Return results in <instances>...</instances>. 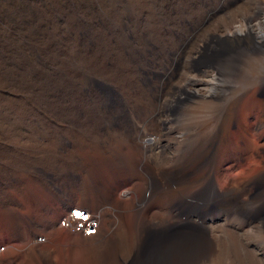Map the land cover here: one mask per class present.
Returning <instances> with one entry per match:
<instances>
[{
    "label": "rangeland",
    "instance_id": "obj_1",
    "mask_svg": "<svg viewBox=\"0 0 264 264\" xmlns=\"http://www.w3.org/2000/svg\"><path fill=\"white\" fill-rule=\"evenodd\" d=\"M140 1L135 0L139 3L136 12L142 20L148 12L155 14V18L162 22L167 19L178 21L180 15L190 17L186 30L174 31V39L184 44L183 51L178 56H169L162 64L152 65L146 76V82L153 93V111L149 115H141L136 131L140 142L154 139L158 144L154 145L153 153H141L137 156H134L132 147L124 146L125 157L134 158L141 165L135 176H120L116 183H112L114 200L121 204L126 220L134 225L136 237L142 239V263L150 258L156 263L158 253L163 251H180L182 259H185L186 256L182 253L188 247L185 241L190 235L203 233L206 213L217 207L215 203H207L205 179L188 186L179 195L171 185L167 189L168 195L163 198H160L157 190L159 181L155 176L159 165L156 158L163 151L166 167L171 166L175 151H179L176 140L183 139L180 131L175 128L174 114L177 110L182 111L189 101L190 96L183 88L184 80L187 76L194 75L196 79H204V72L209 70L210 65L236 55L264 59V42H255L253 35L247 33L248 26L253 29L263 28L260 18L241 23L246 33L228 35L225 32V23L228 24L232 18L240 21L241 16L252 17L258 3L261 2L264 8V0H229L228 4L219 0L222 7L215 10V13L211 8L216 5L214 0H211V5L207 0ZM96 2L97 0H0V160L15 159L18 166L24 158L33 160L38 156H45V151H25L36 147L34 128L45 119H50L61 127L79 121L74 115L77 109L82 111L85 107L84 97L63 89L58 99L60 105L55 102V93L50 92L51 94L41 98L36 94L37 77L28 73L27 69L35 65L38 67V75L46 76V73H50L49 70L54 69L53 54L57 53L59 58L64 59L68 49L78 48L77 45L92 49V45L87 42L92 40V12L99 8V3ZM66 23L71 24L68 34L62 33ZM77 29L84 35L81 39L77 35ZM33 54H36L35 58ZM234 73L236 71L229 70L227 74H223L227 86L238 81V75ZM263 73L264 70L259 81L242 97L240 104L242 112L246 114L242 123L251 135L256 136L254 148L246 151L239 160L231 162L224 161L223 151L218 149L217 158L213 162L215 165L212 163L210 166L218 188L221 189L227 180H232L237 189H242L240 199L245 202L246 209L238 212L244 223L241 228H234L243 264H253L257 260L264 264V211L260 212L259 205L256 204L262 196L257 179L264 170ZM216 85L219 90L224 87L222 81H216L212 87L207 86L204 90L213 95L217 92ZM250 96L252 101L257 100L261 106L257 114L247 112L252 105ZM176 100L179 101L178 105ZM71 114H74L72 118ZM49 153L65 157L62 160L65 173L62 166L58 171H50L48 175L41 173L43 182L55 186L56 192L52 190L48 193L41 185H36L27 172L19 171V167L0 165V208L10 207L15 216L25 218L24 229L27 231L26 234L17 236L0 233V264H90L91 247L92 264H102L95 249L113 240L117 234L118 220L113 206L108 203L96 204V198L92 195V182L82 173L84 162L87 157H92V151ZM186 162L180 164L185 170L195 165V161ZM145 166L151 179L146 177ZM63 173L65 175L55 183L53 179ZM69 174L73 179L69 178ZM79 181L81 191L89 195L86 203L81 201L83 196L78 200L76 185ZM49 194L57 199L51 197L54 200L51 203L31 202V195L45 200L44 197L47 198ZM63 199H74L77 205L95 212L97 208L102 210L104 220L97 237L84 239L64 230H60L61 236H55L54 227L67 212V204L60 202ZM31 215L36 218L37 226L32 225ZM38 238L44 240L37 242ZM121 255H125L124 250Z\"/></svg>",
    "mask_w": 264,
    "mask_h": 264
},
{
    "label": "bare ground",
    "instance_id": "obj_2",
    "mask_svg": "<svg viewBox=\"0 0 264 264\" xmlns=\"http://www.w3.org/2000/svg\"><path fill=\"white\" fill-rule=\"evenodd\" d=\"M97 2L99 8L92 12V40L87 42L92 45V49L77 45L78 48L68 49L64 59L59 58L57 53L53 54L54 69L49 70L50 73H46V76L38 75V67L35 65L27 69L28 73L37 77L36 94L41 98L50 92L55 93V102L60 105L58 99L63 89L75 92L77 96L82 95L85 107L82 111L77 109V113L70 116L72 118L74 115L79 121L61 127L50 119L43 120L41 125H35L34 128L36 147L25 151H92V157H87L84 162L82 173L92 182V195L96 198V204L108 203L113 206L118 220L117 234L113 240H109L104 246L98 245L95 249L102 264H127L130 261L134 264H243L234 228H241L244 223L238 212L246 209L245 202L240 199L242 189H237L232 180H227L221 189L218 188L210 166L217 158L218 149L223 151L222 159L231 162L239 160L246 151L254 148L256 136L251 135L242 123L246 114L242 112L240 104L242 97L261 78L264 59L236 55L213 63L208 67L209 70L205 68L204 79H196L195 75L185 78L183 88L190 96L189 101L182 111L177 110L174 114L175 128L180 131L183 139L176 140L179 151H175L171 166L166 167L163 151L156 158L159 165L155 176L159 181L157 190L160 198H163L168 195L167 189L171 185L179 195L188 186L205 179L207 203H215L217 207L206 213L203 233L190 235L185 241L188 245L182 251L185 259H182L180 251H163L158 253L156 263L152 258L142 263V239L136 237L134 225L126 220L121 204L114 200L112 183H116L120 176H135L141 165L136 159L125 157L124 146L132 147L134 156H137L141 153H153L154 145L158 144L154 139L140 142L136 131L141 115H149L153 111V93L146 82V76L152 65L162 64L169 56H178L183 51L184 44L174 39V31L186 30L190 17L178 15V21L167 19L162 22L155 18V14L148 12L142 20L137 16L139 3L135 0ZM207 2L210 5L212 3L211 0ZM214 2L216 5L211 8L215 13L222 4L219 0ZM224 2L228 4L229 0ZM145 8L143 9L147 11ZM253 18H260L263 28L253 29L248 26L247 33L253 35L255 42L263 43L264 8L261 2L255 6V15L252 17L241 16L242 21L232 18L228 24L225 23V32L228 35L246 33L241 23ZM70 26V23H66L62 33L68 34ZM77 31L81 39L84 35L80 29ZM35 57L36 54H33V58ZM229 70L236 71L238 81L227 86L223 74H227ZM216 81H222V90L217 85V92L213 95L204 90L207 86L212 87ZM251 98L252 96L249 97L252 107L247 112L257 114L261 106ZM176 103L178 105L179 101L176 100ZM185 161H195V165L185 170L180 166ZM145 172L146 177L151 179L147 166ZM69 178H72L70 174ZM257 183L262 189V196L256 204L262 212L264 170L258 176ZM77 186L81 188L80 181ZM80 196L84 197L81 201L86 203L88 193L82 192ZM96 212L103 221L102 210L97 208ZM122 250L125 251L123 257ZM253 264L261 263L257 260Z\"/></svg>",
    "mask_w": 264,
    "mask_h": 264
},
{
    "label": "crops",
    "instance_id": "obj_3",
    "mask_svg": "<svg viewBox=\"0 0 264 264\" xmlns=\"http://www.w3.org/2000/svg\"><path fill=\"white\" fill-rule=\"evenodd\" d=\"M63 158L65 157H57L56 155L50 154L49 151H45V156H38L33 160H29L28 158H24L22 160H20L19 165L17 166L15 163V159H1L0 160V165H4V166H8V167H19L21 170L19 171H23V172H27L28 175L32 178V180L34 181V183H36V185H41V187H43L48 193L52 192V190H54L55 192L57 191V188L55 186H52L49 182L46 183V181L43 182V179H41V173H45L46 175L49 174V172L55 170L58 171L60 169V167L62 166L63 168V172L65 173V167H63L64 162L62 160H64ZM60 159V161H59ZM72 160V159H71ZM62 161V162H61ZM61 168V169H62ZM59 174V176L56 179H53V181L56 183L58 182V179L61 176H64L65 174ZM65 182V181H63ZM73 182V180L71 181V183ZM77 186V185H76ZM35 188H39L37 186H35ZM77 191H78V200L80 201L81 199V188L80 186H77ZM50 195V194H49ZM37 195H31V199H32V203L33 204H37L40 202H45V203H51L54 202L53 199H57V197L50 195L47 198L44 197L45 200H42L40 197H36ZM41 196V195H40ZM51 197L53 199H51ZM26 199H28V197H26ZM62 204H67V210L70 209L71 207L76 206V202L74 199H63ZM27 217V216H26ZM32 222V225H36L38 224L36 218L34 217V215L29 216ZM24 219H21L18 215L15 216L13 214V211L10 207H3L0 208V233H2L3 235H9V236H17L18 234H26L27 231H25L24 227ZM37 226V225H36ZM46 227H48V224L46 225ZM52 227V226H51ZM59 229V230H58ZM60 230H63L59 227V225L57 224V226L54 227L53 233L55 234V236H61L62 233ZM65 231V230H64ZM40 242V241H37ZM89 259H90V264H92V247L90 248V253H89Z\"/></svg>",
    "mask_w": 264,
    "mask_h": 264
},
{
    "label": "built area",
    "instance_id": "obj_4",
    "mask_svg": "<svg viewBox=\"0 0 264 264\" xmlns=\"http://www.w3.org/2000/svg\"><path fill=\"white\" fill-rule=\"evenodd\" d=\"M77 212L80 213V215H76ZM101 224L102 219L97 212L80 205L68 209L58 223L61 229L78 234L84 239L97 237ZM37 240L41 242L44 239L38 238Z\"/></svg>",
    "mask_w": 264,
    "mask_h": 264
},
{
    "label": "snow or ice",
    "instance_id": "obj_5",
    "mask_svg": "<svg viewBox=\"0 0 264 264\" xmlns=\"http://www.w3.org/2000/svg\"><path fill=\"white\" fill-rule=\"evenodd\" d=\"M76 215H80V213L77 212Z\"/></svg>",
    "mask_w": 264,
    "mask_h": 264
}]
</instances>
